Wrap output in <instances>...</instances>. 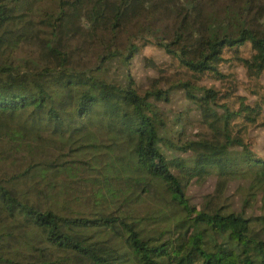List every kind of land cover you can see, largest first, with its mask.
Instances as JSON below:
<instances>
[{"label":"trees","instance_id":"1","mask_svg":"<svg viewBox=\"0 0 264 264\" xmlns=\"http://www.w3.org/2000/svg\"><path fill=\"white\" fill-rule=\"evenodd\" d=\"M263 77L264 0H0V264H264Z\"/></svg>","mask_w":264,"mask_h":264},{"label":"rangeland","instance_id":"2","mask_svg":"<svg viewBox=\"0 0 264 264\" xmlns=\"http://www.w3.org/2000/svg\"><path fill=\"white\" fill-rule=\"evenodd\" d=\"M214 5L215 7L222 6L220 2H216L214 3ZM150 61H153L154 63L157 64L161 62L166 63L163 67L168 71H170V73H173L176 70V67L172 63L170 58L165 56L161 50H159L156 47L144 48L140 56L137 57L136 60L134 61L133 66L129 69L130 73L134 75V78L136 79L137 84L141 88V90L147 89L149 80L152 77L156 76V73L149 66L151 64ZM124 73L125 70H123V68L119 64H115L114 68L110 72V76L113 77V79L115 78L119 79L120 75H123ZM232 73H234L236 77L235 83L230 78H227L226 82L223 83L224 85L222 86L221 89H224V87L226 86H228L229 88L235 87L237 88L235 95L245 99L246 103L256 101L260 96V94L262 93H254V91L257 89V87H255L253 84L254 81L247 78L243 69L236 68L232 71ZM224 74L225 75L228 74V69L225 68ZM203 84L207 86L215 85L216 87H218L217 83L210 80H205ZM258 87L264 88V77L258 81ZM234 99L235 98L233 97L232 101ZM180 105L181 103L179 101L174 100L170 105H167L166 107L169 110L170 115H172L177 113V109L179 108ZM260 122L264 123V110ZM260 125L251 128L248 135V141L254 143L256 149L260 151L261 154H264V150H263L264 126H260ZM214 183H215L214 180H208L201 185L198 184L191 185L188 191V195L191 199L190 202L192 204L201 202L203 196L206 193L212 192ZM248 186H249V181L246 180L241 181L239 179L234 180L228 185L226 189L225 199L228 202L232 203V205L239 207L240 206L239 204L241 203L243 198V194L246 192ZM261 204L262 202L258 201L257 207L261 206ZM144 206L147 207L149 206L156 210L158 207L161 206V203L155 197H152L149 200H146Z\"/></svg>","mask_w":264,"mask_h":264}]
</instances>
